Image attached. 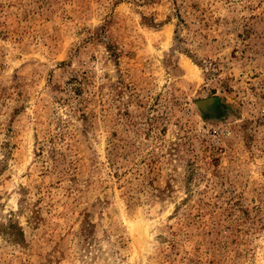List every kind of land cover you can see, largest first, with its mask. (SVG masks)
Listing matches in <instances>:
<instances>
[{
  "label": "rangeland",
  "instance_id": "rangeland-1",
  "mask_svg": "<svg viewBox=\"0 0 264 264\" xmlns=\"http://www.w3.org/2000/svg\"><path fill=\"white\" fill-rule=\"evenodd\" d=\"M0 264H264V0H0Z\"/></svg>",
  "mask_w": 264,
  "mask_h": 264
},
{
  "label": "water",
  "instance_id": "water-1",
  "mask_svg": "<svg viewBox=\"0 0 264 264\" xmlns=\"http://www.w3.org/2000/svg\"><path fill=\"white\" fill-rule=\"evenodd\" d=\"M199 106L207 113L213 114L215 111V108L218 104V98L216 97H210L206 99H200L197 101Z\"/></svg>",
  "mask_w": 264,
  "mask_h": 264
},
{
  "label": "bare ground",
  "instance_id": "bare-ground-1",
  "mask_svg": "<svg viewBox=\"0 0 264 264\" xmlns=\"http://www.w3.org/2000/svg\"><path fill=\"white\" fill-rule=\"evenodd\" d=\"M187 64H188V62H187ZM189 65H190V63H189Z\"/></svg>",
  "mask_w": 264,
  "mask_h": 264
}]
</instances>
